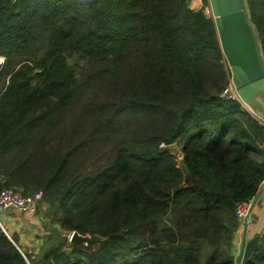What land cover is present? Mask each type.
<instances>
[{
    "label": "trees",
    "instance_id": "1",
    "mask_svg": "<svg viewBox=\"0 0 264 264\" xmlns=\"http://www.w3.org/2000/svg\"><path fill=\"white\" fill-rule=\"evenodd\" d=\"M203 1L0 0V192L42 191L50 222L36 254L0 227V264H235L264 125L224 96ZM248 4L264 57V0ZM67 118L71 135L53 136ZM245 264H264V236Z\"/></svg>",
    "mask_w": 264,
    "mask_h": 264
},
{
    "label": "water",
    "instance_id": "2",
    "mask_svg": "<svg viewBox=\"0 0 264 264\" xmlns=\"http://www.w3.org/2000/svg\"><path fill=\"white\" fill-rule=\"evenodd\" d=\"M94 3L100 0H78ZM223 54L231 67L232 87L239 101L264 125V57L259 35L254 25L248 0H209ZM4 60L0 75L5 69ZM260 192L254 198V206ZM261 237L245 239L235 264H245L259 246ZM92 238L78 233L71 235L72 243L87 244ZM94 241H103L99 236Z\"/></svg>",
    "mask_w": 264,
    "mask_h": 264
},
{
    "label": "crops",
    "instance_id": "3",
    "mask_svg": "<svg viewBox=\"0 0 264 264\" xmlns=\"http://www.w3.org/2000/svg\"><path fill=\"white\" fill-rule=\"evenodd\" d=\"M249 113L251 114L250 111ZM1 217L7 235L17 237L23 251L34 254L38 253L41 245L40 238L45 235V230L42 228V220L39 215L6 211L2 212ZM253 219L254 223L252 226L245 230L240 229L236 236L234 247L235 263L236 257L241 252L245 239H254L257 236H260L262 239L264 236V183L260 190V196L253 209Z\"/></svg>",
    "mask_w": 264,
    "mask_h": 264
},
{
    "label": "built area",
    "instance_id": "4",
    "mask_svg": "<svg viewBox=\"0 0 264 264\" xmlns=\"http://www.w3.org/2000/svg\"><path fill=\"white\" fill-rule=\"evenodd\" d=\"M0 61L3 64L4 59L0 58ZM232 90L234 91L233 87ZM232 97L239 100L235 92L232 93ZM43 197L42 191L37 192L33 197H25L21 193L10 189L2 190L0 192V227L2 230L6 233L1 217L2 212L15 211L20 214L36 215L39 212ZM253 209V200L238 206L237 216L241 229H247L254 223Z\"/></svg>",
    "mask_w": 264,
    "mask_h": 264
},
{
    "label": "rangeland",
    "instance_id": "5",
    "mask_svg": "<svg viewBox=\"0 0 264 264\" xmlns=\"http://www.w3.org/2000/svg\"><path fill=\"white\" fill-rule=\"evenodd\" d=\"M208 3H209V0H208ZM204 5H205V4H204V1H203V0H193V1L191 2V7H190V8H191L193 11H199L198 9H202V8L204 7ZM207 12H208V14L213 18L209 6H208V8H207ZM253 23H254V22H253ZM218 36H219V34H218ZM227 64H228V63H227ZM228 67H229V69H228ZM228 67H226V69L228 70V72H229V70H230V73H229V74H230V76H232V70H231V67H230L229 64H228ZM4 71H5V69H4ZM4 71H3V73L0 75V77L3 76ZM229 78H230V87H229V88L226 90V92L224 93V96H226V97L232 96V93L235 92V91L232 90L231 77H229ZM8 79H9V78H8ZM86 97H87V95L84 96V99H86ZM70 124H71V118H67V120L65 119V120L63 121V125L60 127V129H57L55 132H53V136H61L62 138L69 137V136L71 135V132H70ZM85 128L88 129V130L90 131V130H91V125H90L89 123H87ZM162 148H163V149H169V150H171V152H173V153L177 156L178 161H179V162L181 161L182 156H181V153H180V147H179L178 144H174V145H172V146L162 145ZM107 152H108L107 149H105V148H100V150H98L96 153L93 154V158L95 159V163H96V165H102V164H104L103 157H104V155L107 154ZM93 163H94V161H92L90 165H93ZM44 203H45V197H44ZM41 211H42V210H41ZM43 212H44V213H48L47 206H44V207H43ZM47 216H48V218H45L44 216L42 217V219H43L44 222H45V223L43 224L44 226H45L46 224H49V223H50V222H49V215H47ZM42 228H43V226H42Z\"/></svg>",
    "mask_w": 264,
    "mask_h": 264
},
{
    "label": "bare ground",
    "instance_id": "6",
    "mask_svg": "<svg viewBox=\"0 0 264 264\" xmlns=\"http://www.w3.org/2000/svg\"><path fill=\"white\" fill-rule=\"evenodd\" d=\"M2 64V61H0V68H1V65ZM232 83V82H231ZM249 111V110H248ZM253 116V115H252ZM253 117H255V116H253ZM254 200V199H253ZM255 207V206H254ZM248 229V228H247ZM245 230V229H244Z\"/></svg>",
    "mask_w": 264,
    "mask_h": 264
}]
</instances>
